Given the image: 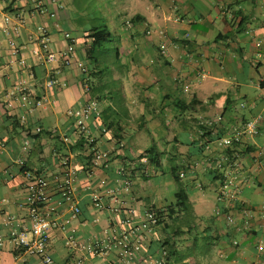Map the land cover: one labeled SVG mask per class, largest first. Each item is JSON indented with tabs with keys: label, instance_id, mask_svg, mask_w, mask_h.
Masks as SVG:
<instances>
[{
	"label": "crops",
	"instance_id": "obj_1",
	"mask_svg": "<svg viewBox=\"0 0 264 264\" xmlns=\"http://www.w3.org/2000/svg\"><path fill=\"white\" fill-rule=\"evenodd\" d=\"M72 1L61 0L62 8L51 19V5L37 14L30 0H0V264H41L17 248L10 236L16 224L30 226L28 182L16 165L21 159L32 177L50 181L51 205L59 198L58 182L67 175L74 177L73 202L80 214L72 218L64 204L53 215L59 225L49 232L53 264H122L112 247L103 255H92L87 248L107 244L111 221L120 228L125 217L142 215L152 205L164 207L176 193L167 175L144 180L135 174L127 191L118 188L119 169L134 168L136 161L131 159L146 148L148 138L154 139L165 156L171 154L176 164H194L186 181L190 192L187 212L197 232L190 237L185 226H176L179 232L174 230L169 264H264V251H257L258 242L264 240V0H112L116 29H121L123 19L140 15L144 18L141 30H146L143 36L135 30L129 39L121 38V56L130 62L129 78L123 75L121 82L123 98L100 105L102 110H126L125 138L118 142L92 120L87 122L90 129L94 126L95 154L110 157L105 165H101L103 159L89 163L86 151H70L77 139L71 131L79 121L70 113L86 102L74 62L47 64L40 53L38 27L46 29L53 51L66 49L63 32L77 40L76 54L82 51L87 29L73 26ZM144 5L151 19L158 18L160 33L149 28L141 13ZM177 27L183 30L180 38ZM49 81L54 86L47 87ZM140 118L148 137L137 131ZM253 118L261 119L259 132L245 140L235 169L222 165L223 149L215 140L203 154L196 152L199 121L214 124L220 137ZM208 162L211 165L206 168ZM224 175L232 185L220 200L217 185ZM92 195L99 197L103 211L93 206ZM238 203L256 213L247 226L240 211L233 212L240 222L236 227L228 225L221 213ZM210 205L215 206L211 212ZM118 215L123 216L119 219ZM173 234L161 225L153 228L142 244L146 256H139L133 264H154L162 240ZM236 236L241 245H232ZM69 239L73 246L66 244Z\"/></svg>",
	"mask_w": 264,
	"mask_h": 264
},
{
	"label": "trees",
	"instance_id": "obj_2",
	"mask_svg": "<svg viewBox=\"0 0 264 264\" xmlns=\"http://www.w3.org/2000/svg\"><path fill=\"white\" fill-rule=\"evenodd\" d=\"M47 4L48 1L44 0V8L47 6ZM33 11L35 10L33 9ZM50 11H52V8ZM57 11L59 13L60 9H58ZM143 21L144 18L140 15H135L129 19H123L121 21V29H116L113 26L114 36L111 32L108 31L109 29L107 27L94 26L86 30L82 37V51H78V55L76 54L77 40H75V44L73 47L74 53L70 58V63L74 62L77 70L79 71V74L81 75L80 83L85 89L84 96L86 97V102L84 106L90 105L91 103H96L100 108V105L105 100H120L123 98V95L121 94V82L123 79V75L125 78H129L128 67L130 65V62L128 61L129 58L126 60V62L123 61V57L121 56V38L126 37L127 39H129V37H132L131 31L135 32V30H137V26L141 25ZM145 30H140V33L138 32L140 36H143ZM114 39L116 40V43L113 47V57H108L106 48H104L103 45L113 41ZM180 43L184 44L185 42L181 41ZM158 51L160 55L163 54V50L161 48L158 49ZM58 61H61L66 64L63 58H60ZM126 118V110L115 111L111 107H107L103 110L100 108L99 112L91 110L89 121L92 120L95 123V127L97 126V128H99L102 133L108 134L112 139L119 142L123 140L126 136L125 129L128 126ZM139 120V122H136L137 131L141 133V135H143L144 137H148L149 134L146 133L143 119L140 118ZM122 122L123 126H121ZM168 126L169 125H167L166 128H168ZM92 128L94 130V126L90 129L89 125L87 124V129L90 133ZM198 128V141L195 142L196 144L199 143L198 145L200 146H197L196 152L201 155L203 154V151L206 152L210 149L209 146L213 142V140H215L214 142L218 145V142L223 137V134L218 137L219 131L215 129L214 124L208 126L207 124L205 125L204 122L199 121ZM71 132H74L77 135V139L75 140V142L73 144H70L71 153H84L86 151L88 153L86 159L89 161V163H91V160L95 159V141L93 140L92 142H89L90 136H86L85 133H81L79 131V127L76 124L74 125V128ZM40 135L41 131L38 132L35 136H32V139L36 140ZM148 139L146 142V148H142L140 153L136 157L131 159L134 160V162L136 161L134 163V168H130V166L120 168L118 171V179L127 180L131 183V177L135 174H139V176L144 180L153 178L156 175L159 177L167 175V180L176 187V193L174 194L175 197L172 198V201H169L167 205L160 208L159 206L152 205L146 211L147 213L153 214L156 217V226L161 225L165 229L168 228V231L170 230L174 232L172 236H168L166 240H162V246L156 251L157 259L155 260L158 262H163L164 259V264H169L170 257L172 256L174 250L171 241L176 234L174 231L176 230V226H178L177 228L180 227V224L185 226L188 230L190 237H192V233L194 234L197 232V230H195V227H197L195 221L193 224H190V221H187L185 218H183L182 220L177 219V217H179L180 215L185 216L188 213L187 211L190 207L188 201L190 192H188L187 190L186 181H188L189 176L194 171V164L192 165L188 162H180L181 164L179 163V165L176 164L175 160H173V157L170 156L171 154L165 156L163 152L158 150L154 139ZM236 153L239 155L235 156ZM242 153H244V149H241L240 152H235L231 148L223 149L220 154L222 155L221 160L225 159V162H222V165L225 168L230 166L235 169V167L237 166L236 163L240 159V155ZM109 161L110 157L106 155V158L103 159L101 165H105ZM64 165H67V161L64 162ZM209 165H211L210 162H208V166L206 168H209ZM61 167L64 166L62 165ZM217 170L220 169L217 168L215 170V173ZM219 175L222 174L220 173ZM226 181L227 178L224 175L220 184V190L222 189ZM220 190L218 197H220V200H222L223 195L220 193ZM225 198L226 197H224L223 199ZM245 207V204L243 205L238 203L234 204L233 207L230 208V210L227 208L221 210V213L224 214L226 220V216L232 214L234 210L239 211L241 208ZM122 216L123 215H118V218L120 219ZM110 224H113V221H111ZM204 229L202 230V234L203 237H206L205 234H207V227H205ZM168 234L171 235L170 232H168ZM237 245L238 243L236 242V245L234 246ZM257 251L259 252L258 249Z\"/></svg>",
	"mask_w": 264,
	"mask_h": 264
},
{
	"label": "built area",
	"instance_id": "obj_3",
	"mask_svg": "<svg viewBox=\"0 0 264 264\" xmlns=\"http://www.w3.org/2000/svg\"><path fill=\"white\" fill-rule=\"evenodd\" d=\"M28 1V0H23ZM33 3L34 10L37 14L44 13V0H30ZM48 4L52 6V11L48 12L50 18H56L58 9L62 8L61 0H47ZM8 20V19H7ZM40 37L38 39L40 45V53L43 55L44 62L47 64H52L57 62L60 58H63L66 65L70 64V58L74 53L75 39L71 36L69 32H63V37L67 42L65 50L53 51L50 48L49 38L46 34V29L44 27L37 28ZM16 52V50H15ZM54 81H49L47 87L54 86ZM23 97V100H26ZM41 102H38L40 104ZM245 105L242 104L241 108ZM99 112L100 108L96 103H91L90 105L82 106L75 111L70 113L71 116L78 118L79 121L77 126L81 133H85L86 136H90L89 142L93 141L91 133L87 129V122L89 121L90 111ZM260 118H253L244 123L236 124L230 128V131L226 136H223L219 142V147L226 149L231 148L233 151L240 152L245 146V140L247 138H252L259 132ZM204 124L211 126V122H204ZM29 144L25 142L23 147L24 150L27 149ZM106 153H96L95 161L105 159ZM239 154L236 153L235 156ZM227 160V159H226ZM18 168L22 171L24 177L26 178L27 193H28V215L30 218V226H24L21 224H16L11 231V241L14 245L24 250L29 256L38 258L41 264H53L51 254H50V239L49 232L52 228L59 227L56 222V218L53 216L56 213L58 207L64 204H68L71 217L75 218L80 214V210L74 205V177L67 175L60 182H58L57 190L59 192V198L52 205L50 199V181L42 176H34L25 170L24 160H19L16 162ZM232 181L227 179L224 186L220 190V193L224 196L228 193L227 188L232 185ZM131 183L127 180H120L118 188L121 190H128ZM113 193V192H112ZM225 195V196H226ZM91 202L93 206L99 210H104V205L100 201L97 195L91 196ZM264 209V208H263ZM240 213L242 215V222L245 226L248 225L249 221L256 217V213L252 212L249 208H241ZM226 222L228 225L233 227L236 222L234 214L226 216ZM121 227L113 222L110 224L107 236V244H97L88 246V252L92 255H103L111 247L119 256V260L122 264H133L139 256H146L147 252L143 249L142 244L145 242V238L150 234L157 225V219L153 214L144 213L137 216H127L124 220L120 222ZM239 231V228H236ZM68 246H73V240L69 239L66 243ZM2 242L0 239V248ZM236 245V242H233ZM257 249L259 251H264V243L260 240L258 242ZM138 261V260H137ZM154 264H164L163 262L154 261Z\"/></svg>",
	"mask_w": 264,
	"mask_h": 264
},
{
	"label": "rangeland",
	"instance_id": "obj_4",
	"mask_svg": "<svg viewBox=\"0 0 264 264\" xmlns=\"http://www.w3.org/2000/svg\"><path fill=\"white\" fill-rule=\"evenodd\" d=\"M72 3L73 4H71V5L73 6V11H74L72 18L75 21L74 22L75 25H73V26H77V27H75L76 29H87L88 30L94 26L95 27H107L109 29L108 31L111 32L114 36L112 22H114V24H115V22H117L116 21L117 18L115 17V10H114V7L112 5V0H73ZM151 3L152 2H149L150 6H152V8H153V5ZM145 7H147V6L144 5V8H141V10L143 9L141 13L147 17L149 24H150V27L149 26L148 27L151 30H154V31L160 33V30H158V29H161L162 27L160 28L161 25H158V18L151 19L150 18L151 16H149L150 13H147L146 10H144V9H146ZM141 29H144L143 24H141L139 26V28H137V30H139V31ZM176 32H177L178 38L183 36V30H180L178 27L176 28ZM168 33H171V30H168ZM115 43H116V40L114 39L113 41L108 42L105 45H103V47L106 48V52L108 54V57H113L112 53H113V47H114ZM115 100H117V99H115ZM162 132L165 133L164 130H162ZM160 143L161 142L157 141V145H159ZM159 148H160V145H159ZM218 185H217V187H220V185L219 186ZM212 189L213 188H210L208 190L209 192H207V193L210 194L212 192ZM209 194H208V196H209ZM205 196H207V195H205ZM213 197H215L214 194H213ZM214 207L212 205H210L209 211L211 212L214 209ZM189 217H190V215H189V213H187V215L185 216V219L187 221H190V224H193L194 221L192 220V217L191 218H189ZM239 224H240V222L237 221L234 226L239 225ZM234 234H236V233H234ZM241 234L242 233H238V235H241ZM232 240L237 242L239 245H241V243L238 240V236H236L235 239H232ZM261 240L264 243V240L263 239H261Z\"/></svg>",
	"mask_w": 264,
	"mask_h": 264
}]
</instances>
